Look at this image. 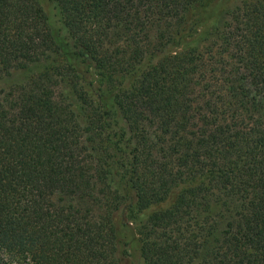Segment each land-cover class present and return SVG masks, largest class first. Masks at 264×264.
<instances>
[{
  "label": "trees",
  "instance_id": "obj_1",
  "mask_svg": "<svg viewBox=\"0 0 264 264\" xmlns=\"http://www.w3.org/2000/svg\"><path fill=\"white\" fill-rule=\"evenodd\" d=\"M0 264H264V0H0Z\"/></svg>",
  "mask_w": 264,
  "mask_h": 264
},
{
  "label": "rangeland",
  "instance_id": "obj_2",
  "mask_svg": "<svg viewBox=\"0 0 264 264\" xmlns=\"http://www.w3.org/2000/svg\"><path fill=\"white\" fill-rule=\"evenodd\" d=\"M46 11H47L48 13H52V14H53V11L50 10V9H48L47 7H46ZM54 64L57 65V66H61V65H62V64H61V60H59V59H57L56 61H54ZM36 71H37V69H34L32 72H30V74H31V75H32V74H35Z\"/></svg>",
  "mask_w": 264,
  "mask_h": 264
}]
</instances>
